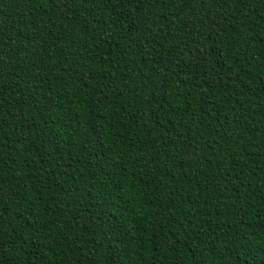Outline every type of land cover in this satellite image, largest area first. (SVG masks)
I'll return each instance as SVG.
<instances>
[{
  "label": "trees",
  "instance_id": "1",
  "mask_svg": "<svg viewBox=\"0 0 264 264\" xmlns=\"http://www.w3.org/2000/svg\"><path fill=\"white\" fill-rule=\"evenodd\" d=\"M264 264V0H0V264Z\"/></svg>",
  "mask_w": 264,
  "mask_h": 264
},
{
  "label": "snow or ice",
  "instance_id": "2",
  "mask_svg": "<svg viewBox=\"0 0 264 264\" xmlns=\"http://www.w3.org/2000/svg\"><path fill=\"white\" fill-rule=\"evenodd\" d=\"M38 244L35 247L34 251L31 253L35 257L33 264H55V261L52 259L51 251L45 253V240L37 237Z\"/></svg>",
  "mask_w": 264,
  "mask_h": 264
}]
</instances>
